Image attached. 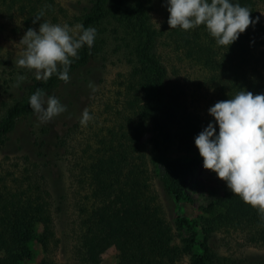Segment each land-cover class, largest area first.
<instances>
[{"label":"trees","instance_id":"16d2710c","mask_svg":"<svg viewBox=\"0 0 264 264\" xmlns=\"http://www.w3.org/2000/svg\"><path fill=\"white\" fill-rule=\"evenodd\" d=\"M16 1L0 0V5L11 8ZM230 2L247 6L250 17L259 21L227 48L217 45L204 25L171 29L168 17L162 28H156L148 12L150 0H90L79 25L94 27L97 34L91 49L84 45L78 59L70 57L68 74L119 55L127 65L126 114L116 129L109 128L107 137L75 163L74 179L85 194L74 202L77 223L68 225L63 241L54 223L61 208L43 173L49 161L47 142L33 141L36 156H43V161L21 153L10 164L12 170L0 174V264H23L31 256V241L43 253L37 264H100L101 254L109 247L115 250L114 264H177L182 257L187 264H264V258L253 261L242 253L223 254L214 242L216 234L237 233L246 246L264 247V219L239 196L225 190L204 207L205 215L197 219L178 215L176 245L151 187L155 178L175 202L186 198L185 177L199 160L180 155L196 153L195 137L209 122L214 123L208 110L195 104L185 108L174 99L161 45L198 67L207 89V109L241 90L264 93V20L258 8H264V0ZM52 3L21 0L18 9L31 21L41 10L51 12ZM108 41L113 42L110 50ZM61 81L56 74L46 83L34 77L24 88L31 96L37 88L45 91ZM31 110L29 100L7 106L0 118V146L15 119ZM215 127L218 133V124ZM146 130L145 147L139 138ZM67 135L68 131L56 136L54 146L65 148ZM53 154L59 155L58 151ZM54 249L65 257L55 258Z\"/></svg>","mask_w":264,"mask_h":264},{"label":"rangeland","instance_id":"374dc122","mask_svg":"<svg viewBox=\"0 0 264 264\" xmlns=\"http://www.w3.org/2000/svg\"><path fill=\"white\" fill-rule=\"evenodd\" d=\"M21 0L15 2L11 8L0 5V118L7 106L27 101L30 94L24 88L35 77V70L17 67L15 61L21 58L26 46L20 43L21 38L29 28L39 30L40 23L68 25L70 35L77 37L81 14L90 5V0H53L51 12L45 13L41 20L33 24V20L26 19V14L18 9ZM149 14L156 28H162L169 17L167 0H150ZM259 16L264 20V8L259 5ZM107 50L112 48L113 42L108 41ZM112 52V51H110ZM160 52L168 73V89L174 87V99L180 101L185 107L195 104L198 108L207 109L208 94L203 85V75L198 67L187 61L180 54L167 45L160 46ZM24 76L25 80L17 86V77ZM70 82H58L45 92L59 98L67 106V110L53 118L50 122L41 124L33 110L19 115L11 131L7 134L0 146V174L9 171L15 157L27 153L39 160L43 156H36L33 141L43 138L47 142L49 160L43 168L49 190L59 204L61 210L55 216L54 223L56 235L63 241V232L69 225L75 226L77 215L75 200L83 197L84 190L75 182L77 169L75 163L84 159L88 151L97 146L98 140L107 137L109 128L116 129L125 112V84L127 65L117 54L110 56L101 63L94 61L82 66L69 74ZM179 92H183L181 96ZM87 109L91 119L86 125L80 123L83 111ZM68 131L65 148L55 147L56 136ZM149 136V130L139 138L144 145ZM146 147V145H144ZM58 151V156L54 152ZM197 156V166L185 177L186 198L175 202L161 189L155 178L151 179V187L155 193L157 204L162 217L170 227L172 243L178 245L179 241L174 230V220L178 215L189 219L205 215L204 207L228 190L226 182L220 180L217 174L203 167V158L197 149L193 154H182L187 158ZM41 158V159H40ZM75 165V168H74ZM72 170L70 171V169ZM74 222V224H73ZM214 242L220 244L223 254L249 256L253 261L264 258L263 246H246L237 233L216 234ZM31 256L23 264H37L43 256L41 248L36 241L28 244ZM66 252L63 245L62 253ZM55 258H64L58 249L52 252ZM116 262L115 250L107 248L101 254L100 264H114ZM177 264H187V258L182 257Z\"/></svg>","mask_w":264,"mask_h":264},{"label":"clouds","instance_id":"9594fccd","mask_svg":"<svg viewBox=\"0 0 264 264\" xmlns=\"http://www.w3.org/2000/svg\"><path fill=\"white\" fill-rule=\"evenodd\" d=\"M167 10L171 29L190 30L204 25L216 44L227 48L259 21V17H250L247 6L230 0H167ZM43 15L41 10L33 24ZM78 27L77 37L70 35L66 24L43 22L38 31L29 28L20 40L26 51L15 61L16 66L35 70L37 81L46 83L56 74L65 83L70 82V57L78 59V50L84 45L91 49L97 34L94 27ZM24 80V76H18L17 86ZM29 105L41 124L67 110L59 98L40 88L30 96ZM208 113L214 123L209 122L195 137L203 167L215 172L232 194L257 209L264 219V93L254 95L241 90L230 99L216 102ZM90 119L85 109L80 123L86 125Z\"/></svg>","mask_w":264,"mask_h":264}]
</instances>
